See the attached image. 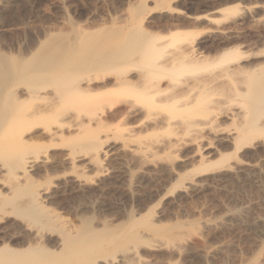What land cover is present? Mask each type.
Returning <instances> with one entry per match:
<instances>
[{
  "label": "bare ground",
  "instance_id": "1",
  "mask_svg": "<svg viewBox=\"0 0 264 264\" xmlns=\"http://www.w3.org/2000/svg\"><path fill=\"white\" fill-rule=\"evenodd\" d=\"M15 2L10 3L19 6ZM145 5L139 0L128 8V26L112 21L84 30L68 21L67 30L43 31L0 49V225L11 215L23 222L15 225L16 238L0 235V264H157L155 258H162L139 229H157L146 220L151 208L98 227L78 213L76 225L63 206H52L47 185L59 166L36 163L58 154L59 143L67 142L65 156L78 174L80 159L100 170L110 141L120 142L139 163L161 151L175 158L188 144L184 137L194 142L206 131L225 134L219 120H229L232 128L222 140L226 150L218 149L216 160L204 162L218 144L195 149L196 176L228 167L264 140V50H245L240 36L226 32L236 8L219 9L216 17L199 14L191 22L181 18L194 30L161 33L143 27ZM78 138L81 144H71ZM112 225L131 229L116 233L122 236L116 241Z\"/></svg>",
  "mask_w": 264,
  "mask_h": 264
},
{
  "label": "rangeland",
  "instance_id": "2",
  "mask_svg": "<svg viewBox=\"0 0 264 264\" xmlns=\"http://www.w3.org/2000/svg\"><path fill=\"white\" fill-rule=\"evenodd\" d=\"M138 1L0 0V49L6 51L43 31L54 33L67 30L68 21L84 30L109 25L112 21L119 23V26L125 21L130 20L131 23L127 10ZM145 6L147 11L143 13V27L161 33L176 29L194 30L193 24H184L183 20L193 21L199 14L216 17L219 9L236 8L237 13L225 27L226 32L240 36L241 42L238 43L245 50L248 47L249 50L255 49L252 50L254 53L264 50V0H146ZM156 6L159 9L151 11ZM148 10L152 12L150 15H146ZM29 13L35 17L29 19L32 16ZM181 18L182 21L179 20ZM228 122L230 125L227 119L219 120L223 129L226 128V133L232 128ZM206 132L203 138L194 142L184 137L188 144L173 155L175 158L161 151L157 157L149 159L151 162L143 163H139L136 155L128 149H123L120 142L113 144L110 141L108 144L114 149L112 146L106 147V156L101 151L100 170H95V165L84 166L86 161L80 159L76 162L77 166L81 164L79 167L87 169L81 172L82 168H78V174L72 173L70 161L66 157L67 142L59 143V153L47 156L50 158L47 162L40 154L42 159L37 161L36 168L50 164L59 166L57 172L52 173L51 185H47L50 189L48 194L54 198L55 205L52 206H63L64 216L68 215L76 225L80 221L77 217L82 214L100 227L103 220L104 223L117 224L127 220L125 218L130 215L137 217L151 208L146 220H151L157 229L147 231L142 229L143 225L139 229L154 240L157 248L153 253L162 257L155 258L157 264H166V261L167 264H264V140L250 145L237 158L231 159L228 167L195 176V170L200 165L197 163L199 157L198 154L192 156L197 146L205 147L210 142L218 144V148L209 150L214 154L204 160L207 164L217 159L218 149L222 152L226 150L222 147L226 133ZM106 133L104 130L103 134ZM80 139L71 144H81V141H77ZM79 173L86 175L81 177ZM11 216L1 223L0 226L6 225V229L1 230L0 235L14 239L18 236L15 225L21 221ZM128 227H113L115 231L111 229V237L113 235L115 239H120V235L125 233L121 231ZM116 233L121 234L117 236ZM114 237L109 239L114 241ZM166 256L170 262L165 261Z\"/></svg>",
  "mask_w": 264,
  "mask_h": 264
}]
</instances>
